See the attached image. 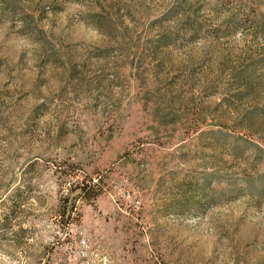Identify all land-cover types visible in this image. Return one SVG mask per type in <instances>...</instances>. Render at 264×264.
<instances>
[{"label":"rangeland","instance_id":"1","mask_svg":"<svg viewBox=\"0 0 264 264\" xmlns=\"http://www.w3.org/2000/svg\"><path fill=\"white\" fill-rule=\"evenodd\" d=\"M0 264H264V0H0Z\"/></svg>","mask_w":264,"mask_h":264},{"label":"trees","instance_id":"2","mask_svg":"<svg viewBox=\"0 0 264 264\" xmlns=\"http://www.w3.org/2000/svg\"><path fill=\"white\" fill-rule=\"evenodd\" d=\"M80 187V191L82 193L83 198L96 199L100 194V188L96 187V185L91 184H82ZM63 203L60 205L59 215L61 216L62 225L60 227L61 231L65 234L69 233L70 224L73 220H76L75 215H79L78 207L75 202V197L73 201L69 204V198L65 197Z\"/></svg>","mask_w":264,"mask_h":264}]
</instances>
